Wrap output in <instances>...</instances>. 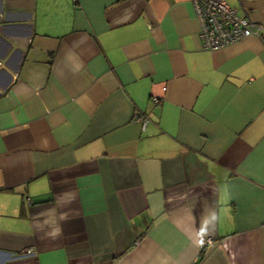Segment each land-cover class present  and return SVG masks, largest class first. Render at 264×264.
Here are the masks:
<instances>
[{"label":"crops","instance_id":"1","mask_svg":"<svg viewBox=\"0 0 264 264\" xmlns=\"http://www.w3.org/2000/svg\"><path fill=\"white\" fill-rule=\"evenodd\" d=\"M199 31L192 0H0V264H264V36Z\"/></svg>","mask_w":264,"mask_h":264},{"label":"built area","instance_id":"2","mask_svg":"<svg viewBox=\"0 0 264 264\" xmlns=\"http://www.w3.org/2000/svg\"><path fill=\"white\" fill-rule=\"evenodd\" d=\"M192 2L200 22L199 36L205 49H220L252 35L264 36V25L258 23L247 11H241L229 0H192ZM154 101H159V97H154ZM201 243L206 253L208 248L214 245L215 240L207 236ZM28 252L33 253V249H29Z\"/></svg>","mask_w":264,"mask_h":264},{"label":"rangeland","instance_id":"3","mask_svg":"<svg viewBox=\"0 0 264 264\" xmlns=\"http://www.w3.org/2000/svg\"><path fill=\"white\" fill-rule=\"evenodd\" d=\"M233 1V0H232Z\"/></svg>","mask_w":264,"mask_h":264}]
</instances>
